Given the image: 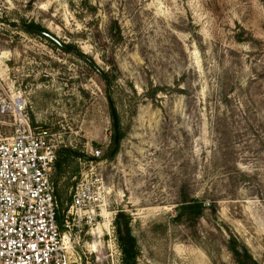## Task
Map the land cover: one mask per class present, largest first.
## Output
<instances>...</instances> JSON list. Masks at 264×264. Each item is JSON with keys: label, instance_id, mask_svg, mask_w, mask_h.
<instances>
[{"label": "rangeland", "instance_id": "rangeland-1", "mask_svg": "<svg viewBox=\"0 0 264 264\" xmlns=\"http://www.w3.org/2000/svg\"><path fill=\"white\" fill-rule=\"evenodd\" d=\"M20 95L57 146L61 221L84 175L104 182L79 264H264V0H0V97Z\"/></svg>", "mask_w": 264, "mask_h": 264}, {"label": "built area", "instance_id": "built-area-1", "mask_svg": "<svg viewBox=\"0 0 264 264\" xmlns=\"http://www.w3.org/2000/svg\"><path fill=\"white\" fill-rule=\"evenodd\" d=\"M0 114L13 117L15 125L12 137L0 139V264H79L84 229L104 220L103 180L84 175L62 222L53 134L32 127L21 95L0 97Z\"/></svg>", "mask_w": 264, "mask_h": 264}, {"label": "trees", "instance_id": "trees-1", "mask_svg": "<svg viewBox=\"0 0 264 264\" xmlns=\"http://www.w3.org/2000/svg\"><path fill=\"white\" fill-rule=\"evenodd\" d=\"M29 28L31 30H35L38 32L43 31L40 26L38 25H31ZM30 30V29H29ZM46 32V31H43ZM63 49H67V47H62ZM116 138H118L116 140ZM122 136H114L113 141V150L111 152V156H113L118 147V140H121ZM182 211L185 215L192 216L194 218H200L202 216V213L204 211V204L200 201H193L192 203H185L182 206ZM117 233H118V239L120 242V246L128 260H132L135 258V245L136 241L134 237L131 234V228L129 219L125 217L123 213H120L117 216ZM236 254L240 256L239 262L240 264H258L251 255H249L248 251L244 249L243 253H239V251H236Z\"/></svg>", "mask_w": 264, "mask_h": 264}, {"label": "water", "instance_id": "water-1", "mask_svg": "<svg viewBox=\"0 0 264 264\" xmlns=\"http://www.w3.org/2000/svg\"><path fill=\"white\" fill-rule=\"evenodd\" d=\"M48 38H50L52 41H54L55 43H57L58 45H61L60 43H59V41L56 39V38H54L53 36H51V35H49V34H45ZM118 138H116V140H117Z\"/></svg>", "mask_w": 264, "mask_h": 264}, {"label": "bare ground", "instance_id": "bare-ground-1", "mask_svg": "<svg viewBox=\"0 0 264 264\" xmlns=\"http://www.w3.org/2000/svg\"><path fill=\"white\" fill-rule=\"evenodd\" d=\"M98 230H99V227H98Z\"/></svg>", "mask_w": 264, "mask_h": 264}]
</instances>
